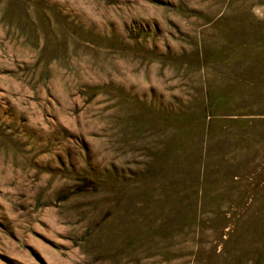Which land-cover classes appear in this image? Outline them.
Returning <instances> with one entry per match:
<instances>
[{
	"label": "rangeland",
	"instance_id": "obj_1",
	"mask_svg": "<svg viewBox=\"0 0 264 264\" xmlns=\"http://www.w3.org/2000/svg\"><path fill=\"white\" fill-rule=\"evenodd\" d=\"M0 264H264V0H0Z\"/></svg>",
	"mask_w": 264,
	"mask_h": 264
}]
</instances>
